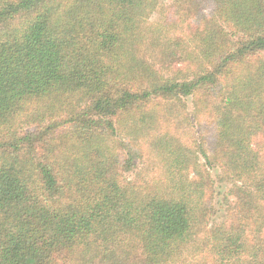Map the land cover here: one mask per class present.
Wrapping results in <instances>:
<instances>
[{"label":"trees","instance_id":"16d2710c","mask_svg":"<svg viewBox=\"0 0 264 264\" xmlns=\"http://www.w3.org/2000/svg\"><path fill=\"white\" fill-rule=\"evenodd\" d=\"M0 264H264V0H0Z\"/></svg>","mask_w":264,"mask_h":264},{"label":"rangeland","instance_id":"374dc122","mask_svg":"<svg viewBox=\"0 0 264 264\" xmlns=\"http://www.w3.org/2000/svg\"><path fill=\"white\" fill-rule=\"evenodd\" d=\"M166 2H169V0H165ZM130 174V173H129ZM219 185V184H218ZM224 189V185L223 184H221L220 185V187H218V189L217 190H223Z\"/></svg>","mask_w":264,"mask_h":264}]
</instances>
